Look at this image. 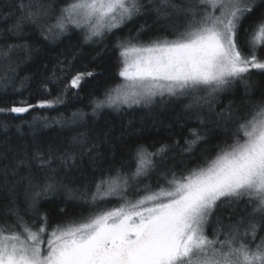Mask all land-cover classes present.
<instances>
[{"label": "snow or ice", "instance_id": "1", "mask_svg": "<svg viewBox=\"0 0 264 264\" xmlns=\"http://www.w3.org/2000/svg\"><path fill=\"white\" fill-rule=\"evenodd\" d=\"M17 8L20 15L9 29L17 37L25 24L38 28L46 40L72 30L85 42L115 36L122 83L94 102V112L147 105L165 95L191 97L190 110L211 108L218 93L237 83L250 89L253 70L264 75V0H19ZM149 12L158 19L181 20L182 26L173 23L170 37L147 41L140 36L144 25L135 35L131 29L126 36L114 31ZM247 20L253 22L244 27ZM21 51L27 54L30 48L19 42L0 44V61L9 71L14 72L13 54ZM92 75L76 71L60 95L38 106L53 107L69 87L80 88ZM9 83L15 89L5 72L0 89ZM32 107L21 100L0 107V114L19 115ZM220 115L226 135L202 164L164 173V183L158 179L155 189L141 188L140 178L157 173L169 146L153 151L139 145L129 163L93 179L83 194L93 206L87 216L55 224L39 204L41 195L66 188L52 167L51 153L33 157L41 170L48 169L43 182L35 180L31 161L21 160L13 174L26 168L17 183L26 181L31 193L23 212L13 197L0 217V264H264V98ZM191 137L184 151L206 139L196 129ZM60 159L62 166L74 165L71 156ZM113 199L119 203L112 205ZM225 205L233 207L238 219L230 216L226 224L220 218L218 210Z\"/></svg>", "mask_w": 264, "mask_h": 264}, {"label": "trees", "instance_id": "2", "mask_svg": "<svg viewBox=\"0 0 264 264\" xmlns=\"http://www.w3.org/2000/svg\"><path fill=\"white\" fill-rule=\"evenodd\" d=\"M18 3L19 0H0V44L26 43L30 52L13 54L14 72L8 70L7 63L0 61V77L7 72L15 84V89L12 83L6 90L0 89V107L21 100L33 107L19 115L0 114V217L13 197L22 212L26 207V194L30 197L27 182L17 183L19 176L26 174V168L21 166L19 174H13L21 160H30L35 180L43 182L48 169L41 170L39 161L33 157L51 153L52 167L57 169L66 186L39 198L41 212L47 213L53 224L87 216L93 206L83 194L92 187L93 179L101 171L120 169L122 164L129 163L139 145L153 151L162 144L169 146V151L158 164L157 173L140 178L143 181L141 188L150 185L155 189L158 179L164 183V173H182L202 164L205 156H214L216 145L222 143L226 135V121L221 113L226 117L229 109L233 112L242 110L249 101L264 98V75L253 70L250 89L246 91L243 84L237 83L218 93L211 108L204 105L190 110L186 106L192 103L191 97L177 99L165 95L157 96L147 105L118 109L104 107L94 112V102L103 99L108 90L121 83L117 75V51L113 47L115 36L85 42L77 30H72L56 39L49 37L46 40L38 28L27 24L23 35L14 36L9 29L20 15ZM252 22L247 20L244 27ZM173 23L182 26L181 20L158 19L154 12H149L114 31L126 36L131 29L135 35L144 25L140 36L147 41L156 36L170 37ZM69 62L70 69L66 67ZM76 71H92L93 75L86 78L80 88L69 87L53 107L38 106L41 101L54 100L60 95L64 82ZM54 73L61 79L56 80ZM192 129L206 139L194 145L191 151H184L188 147L185 140L192 138ZM63 156L73 157L74 165L62 166L60 157ZM117 203L119 201L115 199L111 201L112 205ZM235 211L238 212L239 208ZM218 215L226 224L230 216L233 221L238 219L233 207L228 205L219 209ZM7 219L11 221L13 218L8 216ZM208 232L211 233V226Z\"/></svg>", "mask_w": 264, "mask_h": 264}, {"label": "rangeland", "instance_id": "3", "mask_svg": "<svg viewBox=\"0 0 264 264\" xmlns=\"http://www.w3.org/2000/svg\"><path fill=\"white\" fill-rule=\"evenodd\" d=\"M121 79V78H120ZM121 83H122V79H121Z\"/></svg>", "mask_w": 264, "mask_h": 264}]
</instances>
